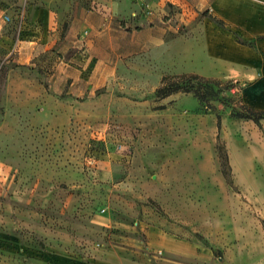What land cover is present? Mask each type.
Returning a JSON list of instances; mask_svg holds the SVG:
<instances>
[{"label": "rangeland", "instance_id": "obj_1", "mask_svg": "<svg viewBox=\"0 0 264 264\" xmlns=\"http://www.w3.org/2000/svg\"><path fill=\"white\" fill-rule=\"evenodd\" d=\"M27 2L0 0L13 12L12 30L26 20ZM59 16L62 36L65 10ZM62 56L55 45L9 80L0 44V264H67L66 251L83 248L113 261L120 226L95 221L98 215L165 229L215 256L182 259L187 263L264 264V124L235 116L247 113L244 104L253 106L248 82L221 71L205 76L229 85L210 102L181 91L162 98L164 75L197 72L185 64L130 63L110 80L60 81L66 93L55 114L65 110L70 120L40 128L39 90L51 87L33 70L46 71ZM16 88L24 92L18 122ZM135 236L146 241L143 231Z\"/></svg>", "mask_w": 264, "mask_h": 264}, {"label": "crops", "instance_id": "obj_2", "mask_svg": "<svg viewBox=\"0 0 264 264\" xmlns=\"http://www.w3.org/2000/svg\"><path fill=\"white\" fill-rule=\"evenodd\" d=\"M31 1L22 10L26 20L13 30L5 19H11L12 10L0 7V44L9 80L13 79L12 71L29 69L25 64L42 51L55 45L63 51L46 71L33 70L37 71L36 78L50 81L51 87L50 91L44 87L39 90L34 120L40 128L51 129L57 122L70 120L65 110L62 116L55 114L56 101L66 93L67 83L60 81L110 80L121 66L130 63L182 68L185 64V71L203 76L225 71L230 77L246 80L247 96L254 98L255 108L264 110V0ZM168 3L176 10L171 11ZM62 10L67 15V28L61 36ZM10 89L3 88V100ZM15 95L18 122L23 117L24 92L16 88ZM97 217L95 221L106 225L116 221L120 226L111 253L115 259L84 253L83 248L80 253L67 250L63 255L67 264H193L182 259L215 260L211 249L165 229L139 228L125 220ZM260 226L263 239L264 228ZM136 231L146 234L145 242L135 236ZM254 248L257 253L261 250ZM158 251L165 256H159Z\"/></svg>", "mask_w": 264, "mask_h": 264}, {"label": "trees", "instance_id": "obj_3", "mask_svg": "<svg viewBox=\"0 0 264 264\" xmlns=\"http://www.w3.org/2000/svg\"><path fill=\"white\" fill-rule=\"evenodd\" d=\"M221 84V81L218 79L207 78L198 73L167 74L162 77L161 85L157 88V95L164 98L181 91L185 93H193L201 102H210L213 98H217L218 91L229 87L227 84ZM215 86H218L219 90L215 89ZM243 107L247 113H237L235 115L236 117L251 119L257 124H260L264 119V110L257 109L247 104H244ZM223 158L225 162L223 163V173L228 177L231 167L228 163V156L225 154V157ZM262 225L264 228V218L262 219Z\"/></svg>", "mask_w": 264, "mask_h": 264}, {"label": "built area", "instance_id": "obj_4", "mask_svg": "<svg viewBox=\"0 0 264 264\" xmlns=\"http://www.w3.org/2000/svg\"><path fill=\"white\" fill-rule=\"evenodd\" d=\"M5 19H6V20H9V17H8V16H5Z\"/></svg>", "mask_w": 264, "mask_h": 264}]
</instances>
